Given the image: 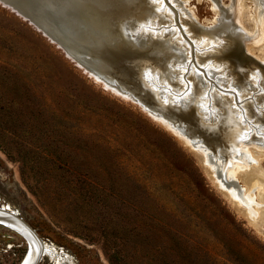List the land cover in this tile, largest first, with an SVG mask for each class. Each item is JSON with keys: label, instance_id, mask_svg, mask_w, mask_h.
<instances>
[{"label": "rangeland", "instance_id": "1", "mask_svg": "<svg viewBox=\"0 0 264 264\" xmlns=\"http://www.w3.org/2000/svg\"><path fill=\"white\" fill-rule=\"evenodd\" d=\"M161 1L156 8L148 0L160 21L147 34L157 29V40L191 44L199 53L220 46L207 51L212 59L226 49V40L215 36L218 27L207 36L192 33L193 20L212 27L211 0H174L181 4L178 21ZM247 4L250 18L256 3ZM55 44L0 2V205L56 250L36 264H264V158L254 164L260 176L255 221L189 143ZM225 66L213 75L229 76ZM190 78L176 82L187 85ZM222 82L218 87L229 97ZM28 250L24 235L0 223V264H21Z\"/></svg>", "mask_w": 264, "mask_h": 264}, {"label": "bare ground", "instance_id": "2", "mask_svg": "<svg viewBox=\"0 0 264 264\" xmlns=\"http://www.w3.org/2000/svg\"><path fill=\"white\" fill-rule=\"evenodd\" d=\"M7 1L12 4L0 0L1 3L12 10L18 7V13H16L20 16L24 15V12L29 14L36 23H39L47 31L45 35L52 42L58 46H60L59 43H63L81 58L83 54L78 49L83 46H132L126 39L131 42L135 41L140 46H157L158 50L163 51L164 49V51L172 53L174 56L171 59L169 75L159 69L152 68L151 64H147V67L144 68V73L147 72V69L153 70V72L144 74L145 79L149 84L154 85L167 107L175 109L182 106L188 107L191 106L190 104L195 98H198L197 102H195L198 113H196L197 119L208 128L219 129L223 136L227 137V143H225V140L224 143L220 142V146L216 147L218 154H215L200 136L189 137L181 132L179 128L180 126H185V123L175 124L159 113L145 107H142L143 110L154 119L164 123L180 138L189 143L196 152H199L203 156L204 163L212 176L220 182L228 194L233 196V199L242 206L252 220H257L259 216V211L256 207L258 201L253 197V192L258 187L260 176L254 173V164L257 158L261 156L264 158V0H249L256 3L250 18H246L249 7L247 4L248 0H230L229 4H224L222 0H211L212 9L217 12V17L212 22V27L205 28L202 26L205 29L204 31L198 28L194 20V22L191 20L190 26L193 24L194 31L192 30V33L195 32V36H207L210 32H215L212 31V28H219L215 32V36L219 35L220 39L226 40V44L223 46L227 47L221 50L217 59H212L211 54L208 52L212 49L221 48L220 46H208L206 51L199 53L196 46L191 44L188 46H173L170 41L171 38L168 41L157 40L156 36L161 33L157 29L152 30L151 28L152 33L156 36L147 34L148 28L146 27L157 25L156 19L159 20L158 17L153 16L152 10H148V5H150L148 0ZM152 1V6L156 8L161 3H164L161 0ZM164 1L168 3L169 7L166 8V12H171L170 14L173 18L178 21L176 6L180 7L181 4L174 2V0ZM96 7L102 10L108 7H122L123 11L127 10L124 13L125 19L121 26L124 31L122 37L116 28L111 25H104L102 23L103 20L90 13L97 9ZM156 11L158 14V9ZM94 13L96 14L97 12ZM180 15L181 19L185 18V23H189L190 18L188 15L186 16L184 13ZM160 19L162 21V18ZM186 27L191 31V27ZM240 33L243 34L244 38ZM185 47L188 48V52L184 50ZM185 52L187 55H185ZM68 57L74 60V58ZM86 60L99 64L97 68H101L99 67L100 65L107 64V60L102 57ZM192 62L196 68L192 67ZM77 65L80 66L79 64ZM209 65H212L211 68L213 67L214 70H210ZM222 66H225L223 68L224 72H226L225 70L229 72V80L227 78L229 76L226 77L224 76L225 74L218 78V74L221 73L218 69H220L219 67L222 68ZM194 69L197 70L196 72L201 73L202 76L192 72L195 71ZM83 70L103 84L108 90L125 99L137 102L131 92L123 90L117 84L102 77L99 72L89 71L85 68ZM211 71L212 75H210ZM188 73H191L190 83L180 85L176 82L177 79L181 81L187 79ZM221 80H223L222 83L226 85L225 87L231 93H228L229 97H227V93H224L218 87V81L221 82ZM190 84L194 88H190ZM244 89L245 91L251 90L252 94L255 93L256 96H259V101H257V97L256 100V98H250L247 94H244L245 92L242 93ZM198 91L201 92L197 94ZM239 93L243 95L241 96ZM204 97L209 101H207V104ZM241 102L242 105L240 106ZM250 102L252 103V112L250 115H246L244 108ZM248 104L246 107L249 106ZM222 139L224 138L222 137ZM227 144L229 145V153L226 154L222 151V147L224 145L226 147ZM0 220L7 222L12 228L24 235L29 243L28 253L21 264L36 263L37 258L42 256L44 252L56 253V250L53 252L48 244L45 245L30 225L19 217L9 205H0Z\"/></svg>", "mask_w": 264, "mask_h": 264}, {"label": "water", "instance_id": "3", "mask_svg": "<svg viewBox=\"0 0 264 264\" xmlns=\"http://www.w3.org/2000/svg\"><path fill=\"white\" fill-rule=\"evenodd\" d=\"M3 1L5 3L10 2L7 0ZM9 4L12 3L10 2ZM17 8L18 7H16L14 10L18 13ZM110 8L111 7H108L103 10L101 8H97L90 13L96 15V17L100 18V20H103L102 23L104 25H111L113 28H116L122 37V35H124V31L121 29V26L123 20L125 19L124 13L127 10L123 11L121 9L122 7ZM109 9L110 11H108ZM94 12L97 13L95 14ZM23 14L24 15H22V17L34 24L44 34H47V31H45V29L41 27L39 23H36V21L32 19L29 14L26 12ZM197 26L200 30H205L200 23H197ZM214 30L216 29H213L212 31ZM241 35L243 36V34ZM126 40L132 44V46H83L78 49L80 50L81 54H83L81 55L82 58L77 56L68 46H65L63 43L59 44L64 50L65 54L74 58L77 64L89 71L99 72L102 77L117 84L123 90L131 92L134 99L142 107L161 114L165 119L174 122L175 124L185 123V126H180L179 128L184 135L189 137L200 136L205 141V143L212 148L214 153L218 154V149L216 147L220 146V142L224 143V140L225 143H227V137H224L219 129L208 128L203 123L201 124V122L197 119V107L195 102H197L198 98H195V100L191 102V106L188 107L182 106L177 109L167 107L165 101L161 99L154 85L152 86L145 79L144 74L153 72V70L147 69V72L144 73V68L147 67V64H151L152 68L159 69L169 75L168 73L171 69V59L174 55L164 51V49L163 51L158 50L157 46H140L135 41L131 42L128 39ZM94 57H102L106 59L107 64L100 65L99 67L101 68H97V65L99 64H95L94 62L86 60H90ZM199 92L201 91H198L197 94ZM222 137L224 139H222ZM224 146L222 147V151L226 154L229 153V145L227 144L226 147ZM0 223L11 227V225L5 221L0 220ZM38 259L39 257L37 258L36 262Z\"/></svg>", "mask_w": 264, "mask_h": 264}]
</instances>
